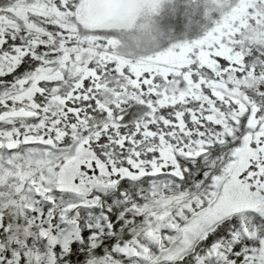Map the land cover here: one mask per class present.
Wrapping results in <instances>:
<instances>
[{"label": "snow or ice", "instance_id": "6c2138e0", "mask_svg": "<svg viewBox=\"0 0 264 264\" xmlns=\"http://www.w3.org/2000/svg\"><path fill=\"white\" fill-rule=\"evenodd\" d=\"M0 264H264V0H0Z\"/></svg>", "mask_w": 264, "mask_h": 264}]
</instances>
